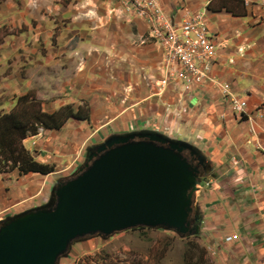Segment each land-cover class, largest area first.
I'll list each match as a JSON object with an SVG mask.
<instances>
[{
  "label": "crops",
  "instance_id": "obj_1",
  "mask_svg": "<svg viewBox=\"0 0 264 264\" xmlns=\"http://www.w3.org/2000/svg\"><path fill=\"white\" fill-rule=\"evenodd\" d=\"M160 2L178 20L183 9L206 14L219 45L210 76L247 103L245 116L210 81L187 95L171 85L156 96L161 47L143 46L147 22L122 15L114 0H0V34L11 32L0 46V114L32 92L47 113L90 108L89 121L70 119L24 141L53 173L0 171V226L47 205L54 184L92 147L167 123L169 135L198 148L209 168L194 197L205 259L264 264V0Z\"/></svg>",
  "mask_w": 264,
  "mask_h": 264
},
{
  "label": "water",
  "instance_id": "obj_2",
  "mask_svg": "<svg viewBox=\"0 0 264 264\" xmlns=\"http://www.w3.org/2000/svg\"><path fill=\"white\" fill-rule=\"evenodd\" d=\"M186 153L205 168L198 148L152 130L92 147L77 177L58 184L53 208L0 226V264H58L75 241L138 228L198 235L191 217L202 177Z\"/></svg>",
  "mask_w": 264,
  "mask_h": 264
},
{
  "label": "built area",
  "instance_id": "obj_3",
  "mask_svg": "<svg viewBox=\"0 0 264 264\" xmlns=\"http://www.w3.org/2000/svg\"><path fill=\"white\" fill-rule=\"evenodd\" d=\"M114 1L122 15L147 22L149 31L141 42L143 46L155 44L161 47L162 76L156 84V96H163L171 85L182 87L187 95L200 90L204 82L210 81L217 84L232 112L241 118L245 116L247 103L231 95L229 84L220 83L210 76L217 61L219 45L208 29L205 13H190L183 9V16L178 20L176 15L164 9L160 0ZM234 62L229 60L231 65Z\"/></svg>",
  "mask_w": 264,
  "mask_h": 264
},
{
  "label": "rangeland",
  "instance_id": "obj_4",
  "mask_svg": "<svg viewBox=\"0 0 264 264\" xmlns=\"http://www.w3.org/2000/svg\"><path fill=\"white\" fill-rule=\"evenodd\" d=\"M10 34V31L1 33L0 39L2 37L5 39ZM3 43L4 41L2 40L0 46ZM32 93L39 100L36 92ZM41 102L43 103V101ZM46 104L51 108L50 103L47 102ZM170 127L167 123L162 125H147L149 130L155 129V131L173 138L169 135L171 134ZM184 156L186 158L190 157L188 153L184 154ZM81 163L76 169L71 168L68 170L54 184V187L50 190V198L54 192L53 190L57 189L58 184L71 180L73 175L79 172L86 163V156L82 159ZM194 213L191 218H194ZM104 260L110 264H194L196 260L202 264H216L212 257L205 259L201 239L197 235L180 236L174 231L162 228H138L117 233L110 237L99 235L85 237L75 241L68 253L59 260L58 264H104Z\"/></svg>",
  "mask_w": 264,
  "mask_h": 264
},
{
  "label": "trees",
  "instance_id": "obj_5",
  "mask_svg": "<svg viewBox=\"0 0 264 264\" xmlns=\"http://www.w3.org/2000/svg\"><path fill=\"white\" fill-rule=\"evenodd\" d=\"M2 40L3 38L0 39V44ZM89 116L90 108L86 105L78 108L65 106L56 112L47 113L43 110V103L36 99L34 93L19 97L11 112L0 115V171L13 172L18 170L21 176L30 173L48 176L53 173L52 167L41 165L32 158L24 147V141L37 136L40 131L61 130L70 119L82 122L89 121ZM188 160L194 168H197L190 157ZM78 174L79 172L75 173L73 178L77 177ZM55 190L56 188L53 191L55 192ZM54 192L49 203L38 209H50L55 206ZM8 222L9 220L1 225ZM104 264L110 263H106L104 260Z\"/></svg>",
  "mask_w": 264,
  "mask_h": 264
},
{
  "label": "flooded vegetation",
  "instance_id": "obj_6",
  "mask_svg": "<svg viewBox=\"0 0 264 264\" xmlns=\"http://www.w3.org/2000/svg\"><path fill=\"white\" fill-rule=\"evenodd\" d=\"M192 162L200 170L202 179H204V177H207L208 171H209L208 166L206 165L205 168H203V167L199 166L198 163L196 161H194L193 159H192ZM194 215H195L194 218H191V226L192 227H195L197 224H199V221H200V216L198 215V213L195 212Z\"/></svg>",
  "mask_w": 264,
  "mask_h": 264
}]
</instances>
